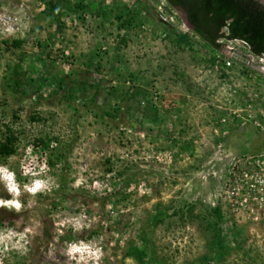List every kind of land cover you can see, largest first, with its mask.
I'll list each match as a JSON object with an SVG mask.
<instances>
[{"label": "rangeland", "instance_id": "rangeland-1", "mask_svg": "<svg viewBox=\"0 0 264 264\" xmlns=\"http://www.w3.org/2000/svg\"><path fill=\"white\" fill-rule=\"evenodd\" d=\"M220 42L167 0H0V166L23 205L0 208V264H76L79 241L99 264H264V214L227 182L264 144V70Z\"/></svg>", "mask_w": 264, "mask_h": 264}, {"label": "trees", "instance_id": "trees-1", "mask_svg": "<svg viewBox=\"0 0 264 264\" xmlns=\"http://www.w3.org/2000/svg\"><path fill=\"white\" fill-rule=\"evenodd\" d=\"M183 11L192 31L215 49L221 39L240 40L257 56L264 58V4L256 0H167ZM52 13L56 4L50 2ZM21 41L15 40L18 45ZM0 139V157L14 153V132L6 126Z\"/></svg>", "mask_w": 264, "mask_h": 264}, {"label": "built area", "instance_id": "built-area-1", "mask_svg": "<svg viewBox=\"0 0 264 264\" xmlns=\"http://www.w3.org/2000/svg\"><path fill=\"white\" fill-rule=\"evenodd\" d=\"M227 182L240 204L249 202L264 214V144L258 153L243 155L235 161Z\"/></svg>", "mask_w": 264, "mask_h": 264}, {"label": "clouds", "instance_id": "clouds-1", "mask_svg": "<svg viewBox=\"0 0 264 264\" xmlns=\"http://www.w3.org/2000/svg\"><path fill=\"white\" fill-rule=\"evenodd\" d=\"M8 33H12L13 29L8 27L6 29ZM0 173L3 174V178L7 181V191L12 194V199H3L0 198V208H7L9 210L15 209L17 212H20L23 205L21 204L19 197L21 195V188L15 181V173L9 172L7 167L0 166ZM33 175H37L33 173ZM82 181L78 180L77 185H79ZM47 187V182L39 179L32 180L30 184L24 185V190L33 196L40 191L45 190ZM85 225L79 222L77 219L75 223V227L77 230L81 229ZM30 231V229H26L25 232ZM18 235L20 239H24L25 236L23 233L17 234L12 232V230H8V237ZM5 237L3 234H0V243H3ZM79 253V256L76 254ZM67 255L70 259H75L76 264H80L81 261H84L87 264L88 260H92L94 264H99V261L103 255L102 250L100 248H93L92 245L85 244L84 241H79L78 243H71L67 245Z\"/></svg>", "mask_w": 264, "mask_h": 264}, {"label": "water", "instance_id": "water-1", "mask_svg": "<svg viewBox=\"0 0 264 264\" xmlns=\"http://www.w3.org/2000/svg\"><path fill=\"white\" fill-rule=\"evenodd\" d=\"M256 1L264 4V0H256ZM225 48L229 51V55L231 58L238 61H242L243 63L250 65L251 67L257 68L260 71L264 70V67L261 66L260 63L254 60V55L245 53L237 47H228L226 44H225Z\"/></svg>", "mask_w": 264, "mask_h": 264}, {"label": "flooded vegetation", "instance_id": "flooded-vegetation-1", "mask_svg": "<svg viewBox=\"0 0 264 264\" xmlns=\"http://www.w3.org/2000/svg\"><path fill=\"white\" fill-rule=\"evenodd\" d=\"M185 16V15H184Z\"/></svg>", "mask_w": 264, "mask_h": 264}]
</instances>
